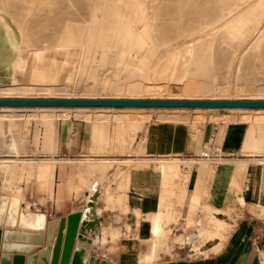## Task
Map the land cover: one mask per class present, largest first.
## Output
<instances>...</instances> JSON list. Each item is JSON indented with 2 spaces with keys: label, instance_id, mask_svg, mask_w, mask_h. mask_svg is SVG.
Segmentation results:
<instances>
[{
  "label": "rangeland",
  "instance_id": "rangeland-1",
  "mask_svg": "<svg viewBox=\"0 0 264 264\" xmlns=\"http://www.w3.org/2000/svg\"><path fill=\"white\" fill-rule=\"evenodd\" d=\"M0 41L18 49L13 70L0 77V98L264 99V0H0ZM232 108L0 107V188L13 194L4 195L8 211H23L34 222L22 188L27 198L30 175L37 176L40 190L52 191L44 179L52 164L34 165L29 158L46 157L38 150L54 146L61 119L90 120L92 141L103 150L110 123L138 132L141 140L156 120L264 116V110ZM212 122L237 123L228 116ZM168 171L170 178L178 173ZM260 214L264 221V208ZM209 219L213 230L207 232L221 237V229L231 230L242 218ZM196 228L198 239L205 228Z\"/></svg>",
  "mask_w": 264,
  "mask_h": 264
},
{
  "label": "crops",
  "instance_id": "crops-1",
  "mask_svg": "<svg viewBox=\"0 0 264 264\" xmlns=\"http://www.w3.org/2000/svg\"><path fill=\"white\" fill-rule=\"evenodd\" d=\"M17 57L18 49L0 41V77L9 76ZM241 115L209 114L214 118L190 123L156 120L146 125L143 140L110 123L103 150L92 141L90 120L61 119L54 146L38 150L46 157L29 158L34 165L52 164L44 178L52 191L40 190L37 176L30 175L27 198L24 187L23 195L47 225L57 222L56 233L66 218V234L68 217L79 214V232L84 229L90 255L101 263L264 264V116ZM225 116L237 123L212 122ZM206 148L208 154L201 152ZM169 167L178 169L174 177H167ZM4 195L13 194L0 188V201ZM234 203L242 212L231 207ZM16 213L18 224L21 213ZM230 215L242 219L231 230L221 229V237H208L209 218L227 222ZM191 219L194 226H188ZM197 226L205 228L198 239ZM33 228L0 221L1 252L29 256L41 250L47 230ZM7 230L27 231L31 238L6 239Z\"/></svg>",
  "mask_w": 264,
  "mask_h": 264
},
{
  "label": "water",
  "instance_id": "water-1",
  "mask_svg": "<svg viewBox=\"0 0 264 264\" xmlns=\"http://www.w3.org/2000/svg\"><path fill=\"white\" fill-rule=\"evenodd\" d=\"M0 106H72V107H251L264 108L260 100L220 99H134V98H0ZM44 215V214H41ZM61 220L56 233V221L36 230H47L46 246L29 256L23 253L1 252L2 230H0V264H107L90 255V240L84 229L79 232L80 215L75 214ZM90 226V225H89ZM29 228V227H27ZM89 228V227H88ZM34 229V228H33ZM78 240V241H77ZM77 246L74 249L75 242Z\"/></svg>",
  "mask_w": 264,
  "mask_h": 264
},
{
  "label": "bare ground",
  "instance_id": "bare-ground-1",
  "mask_svg": "<svg viewBox=\"0 0 264 264\" xmlns=\"http://www.w3.org/2000/svg\"><path fill=\"white\" fill-rule=\"evenodd\" d=\"M115 98H121V97H115ZM1 108H58V109H70V108H75V109H79V110H89L91 108H95V109H102V110H115L117 108H122L124 110H137V109H143L144 107H135V106H126V107H64V106H26V107H21V106H0ZM175 109H185V107H174ZM197 109H207L208 107H196ZM232 109H240V110H248V109H253V110H264V108H242V107H235ZM201 152H203L204 154H208L210 152V148H206L204 150H202ZM161 162V161H160ZM164 162V161H163ZM5 205V209H3V204ZM8 198L6 197H2L1 201H0V221H4L5 224H7L8 226H23L24 228H42L44 226V222H45V215H41V214H37L35 212H33L34 215V222H27V220L25 219L26 214L22 211L18 224L16 223L15 218L17 217V213H8ZM24 230V229H23ZM6 235H4L6 237V239H16V238H23V239H27L29 240L31 238V235L29 234V232L27 231H20L18 232H13V231H9L7 230V232L5 233ZM205 234V233H204ZM208 237H211L210 234L207 232Z\"/></svg>",
  "mask_w": 264,
  "mask_h": 264
}]
</instances>
